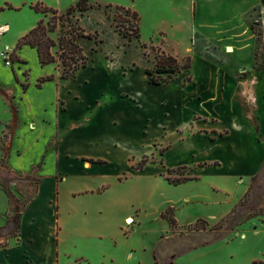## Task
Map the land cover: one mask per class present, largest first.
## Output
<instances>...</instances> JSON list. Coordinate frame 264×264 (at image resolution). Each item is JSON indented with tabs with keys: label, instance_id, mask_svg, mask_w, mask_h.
Returning a JSON list of instances; mask_svg holds the SVG:
<instances>
[{
	"label": "crops",
	"instance_id": "obj_1",
	"mask_svg": "<svg viewBox=\"0 0 264 264\" xmlns=\"http://www.w3.org/2000/svg\"><path fill=\"white\" fill-rule=\"evenodd\" d=\"M31 4L24 1L16 8ZM157 5L171 11V29L188 30V53L180 58L191 57V66L168 84L178 82L184 94L180 106L171 109L194 103L216 113H192L188 123L176 128L170 137L165 138L164 133L167 141L179 139L163 152L160 168L151 162L135 170L133 167L144 156L130 160L132 153H123L127 146L121 139L125 137L116 141L108 135V98L95 101L94 110L86 107L83 119L69 116L70 102H79L63 84L68 80H61L53 65L41 67L34 49L23 46L17 52L11 50L28 29L14 38L10 49L4 47L17 57V61L8 60L9 66L0 57V89L10 100L0 95V134L11 124L10 104L16 110V126L4 146L8 150L5 166L14 174L34 173L41 182L22 212L16 244L0 252V264H15L17 258L19 264H40L35 254L47 264H156L155 251L163 235L171 232L161 213L174 208V218L181 226V218L193 211L195 219L183 225L197 219L214 225L238 204L252 177L263 168L264 69L253 67L257 39L250 23L256 7L263 18L264 0H157ZM182 10L189 11L184 21L178 14ZM262 30L264 44V24ZM9 32L10 27L0 25V37ZM194 34L220 49L231 47V63L219 65L195 55ZM29 59L37 67L31 81ZM46 75H53V80L37 87L38 78ZM143 82L151 86L147 80ZM118 100L143 115L151 108L167 116L162 109L167 101ZM97 113L102 121L95 119ZM177 129L183 130L180 133ZM113 158H122L128 176L123 172L112 174L109 165ZM180 167L189 168V176L195 179L175 187L160 174ZM149 168L155 171L145 176ZM145 183L153 186L146 197ZM176 191L180 196H175ZM7 208L0 188V226L5 223ZM143 212H150L149 220L156 222L151 230L155 243L136 240ZM134 213L137 226L128 230L124 222ZM50 216L51 225L46 220ZM44 226L45 241H41ZM38 243L40 246L34 248ZM253 261L264 263V254L251 257L249 264Z\"/></svg>",
	"mask_w": 264,
	"mask_h": 264
},
{
	"label": "rangeland",
	"instance_id": "obj_2",
	"mask_svg": "<svg viewBox=\"0 0 264 264\" xmlns=\"http://www.w3.org/2000/svg\"><path fill=\"white\" fill-rule=\"evenodd\" d=\"M24 1L32 4L39 2L44 6L57 10L59 13H63L78 0H0V7L3 6H1L2 3L5 4L3 6L4 10L0 12V25L10 27V32L0 37V51H3L4 47L9 48V45L21 31L26 29L30 31L43 18V15L30 9V5L16 8ZM87 3L90 9L83 15L76 14V17L72 18L71 22L72 24L76 22V25L83 29L85 34H93L96 31V40H101V43L95 42L94 39H81L78 41L82 54L87 58V62L86 68L79 70L75 79L63 82L72 93H75L79 102L77 104L70 102L68 114L72 118L78 116L83 119L85 115L82 116V113L86 107L94 110L95 101L101 102V100L108 98L110 104L106 117L107 121L111 123L110 128H108V135L116 141H120L119 138L125 137V141L121 139L123 140L122 143L127 146L123 153H132V156L129 157L130 160H140L141 156H144L147 160L146 164L152 162L157 168H160L163 152L179 139L176 137L174 140L167 141L164 139V133H167L165 138L170 137L176 128L183 127L188 123L192 113L200 114L201 116L215 113L207 106L194 103L184 109L176 108L172 110L173 105L179 107L183 100L184 94L180 92V84L178 82H173V84L166 87H151L143 82L145 80L146 83L143 72L146 68H153V58L157 49L163 50L172 56H178V62L180 64L184 63V58L180 57L186 56L188 53V30L183 27L182 29H171L172 13L165 6H158L157 0H87ZM109 4L112 6L107 7ZM6 5H10L11 9H8ZM114 6L131 8L139 14V38L129 40L119 33V29L113 21L115 14L118 13L124 20L130 17L123 12H116ZM258 13L261 17L259 9L253 11L252 21L258 20L263 26L264 16L261 19L257 17ZM178 14L180 19L184 21V19H187L189 11L182 10ZM50 37L56 39L57 33L51 34ZM11 50L18 51L15 50V46ZM221 51L228 59L223 64H230L229 53L233 50L221 49ZM13 54L7 52V60H11ZM261 56H264V45ZM28 65L30 71L29 80L31 81L37 71V67L32 64L30 59L28 60ZM52 65L53 70L60 75L61 69L55 64ZM246 68H249L247 64ZM118 99H127L129 103H135L141 99L153 102L167 101L166 104L161 102L162 105L165 104L162 109L167 111V116H164V113H157L151 108L145 111L146 115H143L138 113L134 107L122 103ZM100 116L97 113L94 117L102 121ZM182 130L177 129L180 133ZM10 133L11 130L7 127L5 132L0 134V149L5 148L4 146L9 139ZM2 156L3 154L1 153L0 166L2 165L6 168L5 160L2 159ZM110 162L109 168L112 174L123 172L128 176L129 172L125 169V163L122 158H113ZM154 171V168H149L144 174L145 176H150ZM160 174L164 178L168 177L170 180H177L190 177V170L187 167H180L174 169L169 176L166 175V170L161 171ZM9 187L13 195L14 206L20 207L33 193L34 184L31 182L28 185L22 180H17L11 183ZM152 191V184L145 183L143 186L145 197ZM175 196H180L179 191H176ZM248 202L254 205L252 211L248 210V208L242 210L234 223L228 228L223 226L215 230L213 229L215 224H195L198 219L194 220L193 224L185 226L183 222L193 221L195 213L191 211L188 215L185 214L181 218V226L176 222L177 226L172 228L171 232L163 235L155 251L156 264H168V258L174 253L185 249L190 250L177 256L173 260L174 262L172 261L173 264H249L251 257L260 253L264 254V172H262L260 178L254 184L252 192L248 195ZM172 209L174 218L175 209ZM143 213L141 214L136 240H143L144 243L150 244L155 243V236L151 230L154 226L156 227V222L149 220L150 212ZM46 220L51 225V216ZM124 224L128 227V230L133 226H137L135 213L129 223L127 221ZM44 229L41 241H45V226ZM158 229L160 228L158 227ZM254 231L255 235L250 234ZM221 232H225V236L222 239L203 245ZM15 244L14 238H8L6 241L1 240L0 252L14 247ZM33 246L34 248L35 246L39 247L40 243ZM35 255L39 261L38 263L47 264L45 260L41 259L40 255ZM14 262L19 264V259H14Z\"/></svg>",
	"mask_w": 264,
	"mask_h": 264
},
{
	"label": "trees",
	"instance_id": "obj_3",
	"mask_svg": "<svg viewBox=\"0 0 264 264\" xmlns=\"http://www.w3.org/2000/svg\"><path fill=\"white\" fill-rule=\"evenodd\" d=\"M6 6L8 9H11L10 5ZM111 6L112 5L110 4L107 5V7ZM114 8L116 12H123L125 15L130 17L129 19L124 20L118 13L115 14L113 21L115 22L116 27L119 29V33H121L123 37H127L129 40L132 38H139V14L135 10L123 6H114ZM30 9L43 15V18L40 19L30 31L18 39L15 45V50H18L23 46H28L29 48L36 51L41 67L55 64L61 69L59 76L61 80L73 79L78 70L86 68L87 62V58L82 54V49L79 46L78 41L81 39H94L95 42L101 43V40H96V31H94L93 34H85L84 30L76 25V22H74V24L71 22L72 18L76 17V14L83 15L90 9L87 0H78L74 5L68 7L63 13H59L57 10L44 6L39 2L31 4ZM258 9V7L255 8V10ZM3 10L4 8L0 7V12ZM257 17H260L259 13L257 14ZM45 18L47 19L45 20ZM250 29L257 39V48L254 54L253 67L257 70H263L264 61L263 56L261 55L264 44L261 23L258 20H253L250 24ZM53 33H57L56 39L50 37V35ZM192 48L195 55L202 56L212 63L221 65L228 61L226 55L219 47L208 44L199 34L193 35ZM13 56L14 57H12V60L17 61V57L15 55ZM153 60V68H146L144 70V75L147 83L155 87L168 85L175 80L182 70L188 69L191 66V57H186L184 59V63L180 64L177 58L159 49L155 50ZM52 80L53 75L42 76L37 80V87H40L41 84ZM0 95L10 103L8 96L1 89ZM10 109L12 113V120L11 124H9L7 127H9L10 130H13L16 126V110L11 104ZM0 150L3 154L2 159L6 160L8 150L6 148H1ZM146 161V157H143L133 168L135 170H141L146 164ZM173 171L174 170L166 169V175L169 176ZM262 172H264V166L258 174L252 177V182L240 202L227 216L216 223L213 226V229L216 230L222 228L223 226L224 228L230 227L232 223H234L238 214H240V212L245 208H248V210L252 211L254 205H252L251 202H248V195L252 192L254 184L260 178ZM194 179L195 178L184 177L177 180H170L168 177H165V180L173 185H179ZM17 180H22L28 185H30L31 182L34 184L33 193L23 202L20 207L14 206L13 195L9 187L11 183L16 182ZM40 182L41 179L35 176L34 173L23 176L14 174L7 170V168L4 166H0V188L5 194L8 204L5 224L0 227V241H6L8 238H14L17 240L20 233L22 212L35 197ZM172 211V208H168L160 215L162 219H165L168 222L171 229L177 226L176 221L173 218ZM198 223L207 224V222L202 219H198L195 224ZM224 236L225 232H221L211 241L206 242L203 245L213 243L218 239H222ZM9 249L12 248L4 249L2 251H7ZM188 250L189 249H185L181 252L173 254L170 258H168V264H171L177 256L187 252ZM252 264L264 263L260 261H253Z\"/></svg>",
	"mask_w": 264,
	"mask_h": 264
},
{
	"label": "built area",
	"instance_id": "obj_4",
	"mask_svg": "<svg viewBox=\"0 0 264 264\" xmlns=\"http://www.w3.org/2000/svg\"><path fill=\"white\" fill-rule=\"evenodd\" d=\"M0 57L5 60V65L9 66L10 62L7 60V52L5 50L0 51Z\"/></svg>",
	"mask_w": 264,
	"mask_h": 264
},
{
	"label": "bare ground",
	"instance_id": "obj_5",
	"mask_svg": "<svg viewBox=\"0 0 264 264\" xmlns=\"http://www.w3.org/2000/svg\"><path fill=\"white\" fill-rule=\"evenodd\" d=\"M228 50H229V51H232V49H231V48H228ZM128 223H129V220H128Z\"/></svg>",
	"mask_w": 264,
	"mask_h": 264
}]
</instances>
